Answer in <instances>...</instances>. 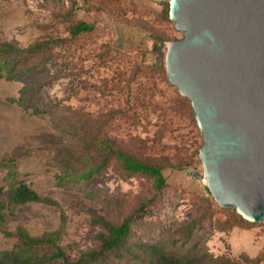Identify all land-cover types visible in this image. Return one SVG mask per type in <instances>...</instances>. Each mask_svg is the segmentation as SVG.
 Returning a JSON list of instances; mask_svg holds the SVG:
<instances>
[{"label":"rangeland","instance_id":"374dc122","mask_svg":"<svg viewBox=\"0 0 264 264\" xmlns=\"http://www.w3.org/2000/svg\"><path fill=\"white\" fill-rule=\"evenodd\" d=\"M168 1L0 0V46L18 49H0V158L13 159L15 178L56 203L3 209L6 231L22 227L37 237L59 230L67 261L98 252L85 264H145L154 256L151 246L194 264H264V217L240 219L187 173L202 178L201 138L187 99L165 77L166 43L181 37L168 19ZM78 21L92 29L71 36L68 28ZM23 87L27 93L20 94ZM111 151L160 166L163 185L127 172ZM95 166L90 179L68 182ZM0 197L5 203V191ZM97 217L128 220L119 248H101L105 230ZM16 243L0 232V251ZM51 251L46 245L36 254Z\"/></svg>","mask_w":264,"mask_h":264},{"label":"water","instance_id":"95a60500","mask_svg":"<svg viewBox=\"0 0 264 264\" xmlns=\"http://www.w3.org/2000/svg\"><path fill=\"white\" fill-rule=\"evenodd\" d=\"M181 37L166 43L167 81L199 130L200 178L221 207L264 217V0H169Z\"/></svg>","mask_w":264,"mask_h":264},{"label":"trees","instance_id":"16d2710c","mask_svg":"<svg viewBox=\"0 0 264 264\" xmlns=\"http://www.w3.org/2000/svg\"><path fill=\"white\" fill-rule=\"evenodd\" d=\"M69 34L75 36L81 32H88L92 29L90 24L83 21L73 23L69 28ZM48 42L35 44L34 50L39 49L41 46L46 45ZM4 51L18 52L17 48H13L9 44H2L0 49ZM1 67V66H0ZM8 74L5 79H10ZM26 87L19 89L20 94H24ZM31 93V92H30ZM22 97H19V103ZM24 109H29V113L32 115L42 114L43 110L38 108L34 104H20ZM100 148L110 152L109 146L106 142L100 143ZM118 159L122 161L124 169L129 173H142L153 178L155 187H161L164 183V179L161 175V167L156 165H149L142 162L134 161L133 159L123 155L121 152L111 151ZM14 160L0 158V169L4 170L3 180L7 181L6 188L0 185V196L5 191L6 202L4 203L0 197V232L5 236H14L17 239V243L13 248L0 251V264H42L46 260L61 259L63 264H85L89 259L95 258L98 252H90L88 256L79 257L73 261H67L64 252L57 244V238L59 236V230L51 232H44L39 236H30L26 230L22 227H15L13 232L6 231L4 228V215L2 210L6 209L8 214H11V210L18 204L25 202H41L48 205H55V201L48 197L39 196L33 191L27 184L17 180L15 178ZM99 166L88 167L81 171L79 174H75L68 178L69 181L80 182L90 179L95 173L98 172ZM58 184H64L65 178L56 176ZM67 182V181H66ZM238 217H240L238 215ZM240 219H243L240 217ZM94 222L99 224L104 230L105 234L100 236V244L102 249L119 248L122 245L124 238L127 235L129 229V223L127 219L122 220L119 224H111L101 217L94 219ZM52 247V251L48 255H37L36 250L39 247L45 246ZM151 254L154 256L149 258L145 264H153L152 260L155 259L156 264H194L191 259H185L182 261L178 257L165 256L164 253L151 246ZM243 259H246L243 257ZM259 257L253 259L258 260ZM250 261V260H249ZM227 264H230L229 262Z\"/></svg>","mask_w":264,"mask_h":264}]
</instances>
